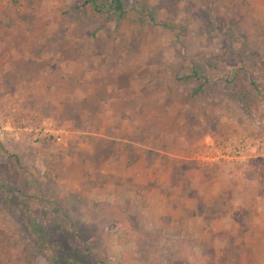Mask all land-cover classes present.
I'll return each instance as SVG.
<instances>
[{"label":"rangeland","instance_id":"rangeland-1","mask_svg":"<svg viewBox=\"0 0 264 264\" xmlns=\"http://www.w3.org/2000/svg\"><path fill=\"white\" fill-rule=\"evenodd\" d=\"M92 1L0 0V264H264V0Z\"/></svg>","mask_w":264,"mask_h":264},{"label":"built area","instance_id":"built-area-1","mask_svg":"<svg viewBox=\"0 0 264 264\" xmlns=\"http://www.w3.org/2000/svg\"><path fill=\"white\" fill-rule=\"evenodd\" d=\"M252 142V144H251ZM242 141L236 145H231L230 143L217 146V155L215 156L218 161H243L249 154H256L258 150L262 149L264 151V142L260 141ZM253 150V151H252ZM218 157V158H217Z\"/></svg>","mask_w":264,"mask_h":264},{"label":"trees","instance_id":"trees-1","mask_svg":"<svg viewBox=\"0 0 264 264\" xmlns=\"http://www.w3.org/2000/svg\"><path fill=\"white\" fill-rule=\"evenodd\" d=\"M94 11L97 13L105 12V10H111L114 12V14L119 18H124V16L127 13V6L125 0H105L103 2H100L98 0H94L91 2ZM151 15V14H149ZM151 18V16H150ZM154 17H152L153 19ZM199 77V72L196 69H192L189 76L185 77L184 81L188 82L193 80L194 78Z\"/></svg>","mask_w":264,"mask_h":264},{"label":"crops","instance_id":"crops-1","mask_svg":"<svg viewBox=\"0 0 264 264\" xmlns=\"http://www.w3.org/2000/svg\"><path fill=\"white\" fill-rule=\"evenodd\" d=\"M253 155V154H252ZM252 155L251 154H249V157H251L252 158Z\"/></svg>","mask_w":264,"mask_h":264}]
</instances>
